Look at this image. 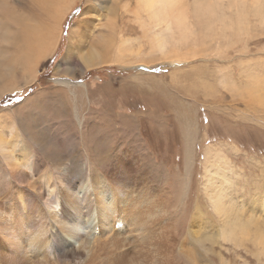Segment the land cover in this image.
<instances>
[{"label":"rangeland","instance_id":"obj_1","mask_svg":"<svg viewBox=\"0 0 264 264\" xmlns=\"http://www.w3.org/2000/svg\"><path fill=\"white\" fill-rule=\"evenodd\" d=\"M38 1L0 0V135L13 155L37 160L30 180L41 175L54 179L57 159L84 165L87 156L95 158L103 149L111 163L119 150L127 149L129 157L143 158L145 167L155 165L160 187L168 173L180 169L186 175L182 132L190 118L198 133L192 149L203 142V148L192 150L191 165L201 170L195 181L200 184L203 172L198 154L215 145L231 166L224 173L234 183L239 209L238 243L225 235L201 244L220 254L223 264H264V20L248 12L245 2L238 7L231 0H174L176 19L162 51L151 43V31L163 25L147 26V0ZM111 30L116 37H109ZM26 33L33 41L42 36L45 50L23 60L17 43ZM2 37L14 39L4 45ZM121 43L133 46L128 58H118ZM136 54L144 62L134 60ZM89 55L106 60L87 67L82 56ZM166 55L180 56L167 62ZM142 171L133 172L136 182ZM6 172L0 153V203H12L22 188L33 193L39 218L46 192L39 195L28 187L29 179L7 184ZM206 207L198 226L216 231L223 223L209 202ZM249 210L261 222L250 221ZM192 212L189 207L187 223L193 222ZM0 216L8 217L7 212ZM39 260L40 255L31 262ZM203 263L222 261L209 252Z\"/></svg>","mask_w":264,"mask_h":264},{"label":"bare ground","instance_id":"obj_2","mask_svg":"<svg viewBox=\"0 0 264 264\" xmlns=\"http://www.w3.org/2000/svg\"><path fill=\"white\" fill-rule=\"evenodd\" d=\"M147 1V5L143 4L147 13L150 11L148 8L151 9V13H148L147 26L163 25L161 26L163 28L157 31L150 30L151 38H149L158 50L164 51L168 34L176 19V16L171 14L173 3L176 2ZM231 2L238 7L243 6L245 2L249 5L248 12L253 11V14L264 20V0H231ZM143 22L141 25L145 27ZM42 34L45 32L40 35ZM115 34L111 30L109 37H116ZM23 35L28 36L20 43L16 42L22 53L21 59H29L37 49L45 50L43 45L45 40L42 36L40 38L38 36L37 41H33L32 35L28 33ZM2 39L5 45L6 41L9 42L8 40L14 38L2 37ZM122 43L117 47L118 58L121 56L128 58L127 54L134 51L133 46L124 48ZM71 52L69 49L67 57L71 56ZM95 54L97 53L94 52L93 55ZM93 55L82 56L87 67L106 60L96 59V55L92 57ZM140 56L136 54L133 58L144 62ZM175 56L176 59L180 55ZM165 57L170 58L167 62L174 59L173 55ZM95 59L96 61L93 62ZM186 119L188 121L185 122V131L182 134L185 135V138L183 137L186 149L185 173L189 178L178 169L173 173L174 177L173 174L168 173L160 187H156L155 165L151 163L145 167L143 158L129 157L131 154L127 153V149L119 150L121 153L118 151V155L111 163L106 156H103V149L97 150L95 158L87 156L84 165L80 161L63 162L56 158L54 179L52 176L40 174V179L33 181L30 178L37 169V160L20 159L13 155L12 149L6 145V141L0 135V153L9 170V173L6 172L8 175L5 176L8 178L7 184L15 180L17 186L18 183L29 179L28 187L33 188L39 195L44 196V191L47 194L44 197L45 211L39 218L34 216L38 210L33 193L24 192L22 188L17 190L12 203L8 202L7 205L0 203V215L6 212L8 215L6 219L0 216L1 264H204L203 259L209 252L218 257L223 264L224 260L220 254L205 249L201 243L205 240L214 242L219 237L224 239L225 235L227 240L238 243L236 229L239 209L234 192L236 189L230 176L225 172L226 168V171L231 170V166L222 159L215 145L206 148L197 156L196 162L200 160V166L203 168L201 179H197L200 184H197L194 178L196 174L198 175V164L192 166L190 160L193 155L192 150L203 148L201 147L203 142L192 149V142L198 133L191 127L193 124L189 123L190 118ZM107 165H110V168H107ZM137 169L143 171L136 182L133 172ZM137 186L138 190L135 192ZM188 189L190 190L187 195ZM191 193L192 200L189 199ZM208 202L215 212L216 219L220 224L223 223L218 231L207 232L198 226V220L204 212L202 208L207 209ZM189 207L193 212L188 216L194 223L189 221L187 223L185 220L188 218ZM257 216H253V210H249L246 214L250 221L261 222ZM207 226L209 225H204ZM190 245L195 246L190 249ZM39 255L40 260L37 263L36 260L34 263L31 262L32 257Z\"/></svg>","mask_w":264,"mask_h":264}]
</instances>
